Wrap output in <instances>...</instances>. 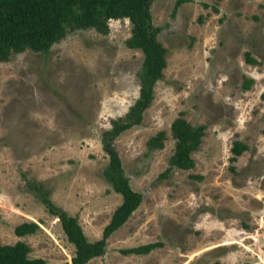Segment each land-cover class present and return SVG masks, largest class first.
<instances>
[{
    "label": "rangeland",
    "instance_id": "374dc122",
    "mask_svg": "<svg viewBox=\"0 0 264 264\" xmlns=\"http://www.w3.org/2000/svg\"><path fill=\"white\" fill-rule=\"evenodd\" d=\"M175 1L150 3L166 65L141 122L114 141L141 201L84 264H264V0ZM107 25L106 33L69 30L45 53L0 60V243L21 239L30 256L69 261L74 247L27 181L47 188L91 240L120 201L102 175L100 132L137 96L142 53L125 45L127 18ZM179 111L205 132L191 168L159 177ZM159 129L163 144L149 149L146 139ZM233 139L247 148L230 160ZM23 220L39 227L16 235ZM148 241L160 245L119 251Z\"/></svg>",
    "mask_w": 264,
    "mask_h": 264
},
{
    "label": "trees",
    "instance_id": "16d2710c",
    "mask_svg": "<svg viewBox=\"0 0 264 264\" xmlns=\"http://www.w3.org/2000/svg\"><path fill=\"white\" fill-rule=\"evenodd\" d=\"M152 0H0V60H6L12 53L25 49L45 53L52 43L62 38L69 30L93 27L101 33L108 31L109 18H127L129 35L125 45L137 48L142 53L137 72L138 94L127 110L110 119V125L100 132V144L107 155L102 170L104 179L120 194V201L114 207L108 221L103 225L100 236L88 239L75 214L68 213L49 197V191L41 183L27 181L35 195L49 214L56 216L66 239L73 244L69 261H48L40 256H30L29 245L17 239L0 243V264H84L90 258L101 255L105 250L107 237L118 228L138 206L141 193L133 189L125 175L114 141L125 129L141 122L144 109L153 98V86L162 76L166 65V47L157 39L159 27L151 20ZM183 0H176L175 5ZM217 10L216 6H212ZM247 62H255L248 51L244 52ZM251 78H245L247 87ZM174 140L173 150L168 156L166 167L159 172L164 177L173 168L188 169L194 165L192 152L199 147L205 132L203 123L193 124L179 111L169 124ZM166 137L164 129L157 130L146 139L149 149L159 148ZM247 148L240 139H233L230 146V160ZM197 176V175H195ZM198 177V176H197ZM39 227L34 220H23L13 226L16 235L33 233ZM160 245L159 241H148L121 247L123 254H144Z\"/></svg>",
    "mask_w": 264,
    "mask_h": 264
}]
</instances>
